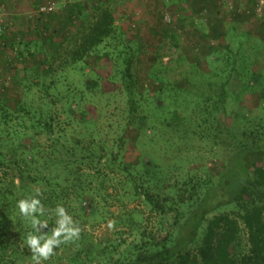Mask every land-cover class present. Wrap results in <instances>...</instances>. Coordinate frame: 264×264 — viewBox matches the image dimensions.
<instances>
[{"label":"trees","instance_id":"obj_1","mask_svg":"<svg viewBox=\"0 0 264 264\" xmlns=\"http://www.w3.org/2000/svg\"><path fill=\"white\" fill-rule=\"evenodd\" d=\"M92 6L85 16L78 4L38 11V41L2 44L20 68L0 74V264L33 261L26 237L50 236L57 206L79 237L59 244L41 264H264V123L236 132L228 110L240 51L194 46L191 61L180 52L170 69L154 57L139 73L144 46L133 51L107 2ZM179 31L166 35L175 48ZM55 37L62 67L94 73L103 60L109 75L75 95L49 79L52 62L44 47ZM33 89L41 94L39 107L32 106ZM66 96L78 100L91 129L85 143L64 136L53 109ZM201 149L216 158L215 172L190 168L192 152L198 156ZM31 197L43 207V215H34L48 223L42 233L16 206ZM122 197L140 201L147 227L139 220L142 211L126 207L112 215L119 236L95 239L86 224L104 220L105 206L121 205Z\"/></svg>","mask_w":264,"mask_h":264},{"label":"rangeland","instance_id":"obj_2","mask_svg":"<svg viewBox=\"0 0 264 264\" xmlns=\"http://www.w3.org/2000/svg\"><path fill=\"white\" fill-rule=\"evenodd\" d=\"M51 1L55 4L54 12H60L67 5L78 4L83 9L81 12L85 16L84 13L89 11L97 0H10V2L7 1V5L1 4L0 0V5H3L0 15L2 24L0 39L5 36L3 43H0V74L3 72L10 74V71L20 68V64L12 59L13 53L9 50L4 51L5 47L2 44L10 42L11 38L17 40V43H27L31 39L38 41L34 31L37 24L35 20L39 18V9ZM103 1L107 2L113 12L115 24L127 34L133 51L139 44L144 46L138 55L139 73L151 65L154 57H157L158 63L168 65L170 69L174 68L175 60L180 52L187 61H191L195 57L194 48L196 47L199 49L203 46L217 48L220 44H224L233 51L239 50L240 60L237 62L236 70L227 88L228 110L233 112V115L230 116L233 130L238 132L253 124L264 123V0ZM41 3L42 5L37 7ZM178 29L181 30L179 31L181 33L178 34L179 48H175L166 35ZM29 33L35 34V36L32 38L28 35ZM201 35L205 38H202ZM220 36L223 38H218ZM59 40L58 37H55L53 43L47 40L44 47L45 54L48 53V58L52 62L49 79L53 78L63 83V88H69L75 95L79 91H85L87 82L95 80L99 76L109 75V64L103 60L99 62L98 66L95 65L94 73L92 67L78 66L76 69L62 67L56 52V42ZM20 49L22 50L23 46H20ZM51 58L54 59L51 60ZM33 75L35 77V72ZM9 77H6L8 80L5 79L4 83L10 90L8 83L11 79ZM249 86L253 87L254 91H251ZM63 88H61V92H63ZM32 91L31 96L36 100V105L32 106L39 107L37 99L41 94L38 89ZM76 103H78L77 99L66 96V98L57 101L53 109L58 114L59 122L64 124V136L68 139L77 136L85 143L91 129L83 118L81 107L76 108ZM86 105L87 103L84 104V107ZM241 112L248 116L249 123L242 120V116L239 115ZM142 139L144 137H141ZM194 153L192 152L191 155L195 159V163L190 166L194 169V174H204L203 170L216 171L213 162L216 158L212 153H208L204 149L200 150L198 156ZM225 154L223 153V155ZM131 157H133L132 154ZM201 166H203V170ZM120 194L123 195V192L120 191ZM126 207L128 209L138 208L142 211L144 215L139 214V220L143 227H147L146 213L143 211L144 208L140 201L136 198L122 197L121 205L107 204L102 210L105 219L94 225L89 222L85 226L86 231L90 232L95 239L109 236L118 237L119 227L113 224L114 217L112 215L117 216L120 209ZM110 224L111 226H109ZM123 236L125 238L127 235ZM131 239L129 237V240ZM23 264H34V262L27 259Z\"/></svg>","mask_w":264,"mask_h":264},{"label":"clouds","instance_id":"obj_3","mask_svg":"<svg viewBox=\"0 0 264 264\" xmlns=\"http://www.w3.org/2000/svg\"><path fill=\"white\" fill-rule=\"evenodd\" d=\"M40 192L36 190V196ZM17 208L21 216L30 219L31 227L36 233H42V229L48 226L47 221L40 220L34 213L43 215V207L41 201L35 197L29 199H21L17 202ZM57 217V226L51 230L50 236L36 235L29 233L26 237V244L32 252V260L34 264H41V261H46L53 250L62 242L70 241L73 238H78L80 229L78 227H71L72 219L66 214L62 206H57L55 209ZM111 226V224L109 225Z\"/></svg>","mask_w":264,"mask_h":264},{"label":"built area","instance_id":"obj_4","mask_svg":"<svg viewBox=\"0 0 264 264\" xmlns=\"http://www.w3.org/2000/svg\"><path fill=\"white\" fill-rule=\"evenodd\" d=\"M55 10H56L55 4L52 2L46 5L45 7L40 8L39 12L46 14V13L54 12ZM1 13H2V8L0 7V15ZM1 31H2V24H1V18H0V34H1Z\"/></svg>","mask_w":264,"mask_h":264}]
</instances>
